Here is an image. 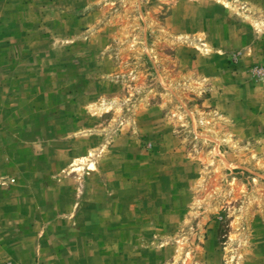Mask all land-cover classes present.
Masks as SVG:
<instances>
[{
	"label": "rangeland",
	"instance_id": "rangeland-1",
	"mask_svg": "<svg viewBox=\"0 0 264 264\" xmlns=\"http://www.w3.org/2000/svg\"><path fill=\"white\" fill-rule=\"evenodd\" d=\"M0 264H264V0H0Z\"/></svg>",
	"mask_w": 264,
	"mask_h": 264
}]
</instances>
